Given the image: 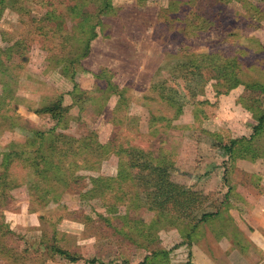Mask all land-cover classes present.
<instances>
[{"label": "rangeland", "instance_id": "374dc122", "mask_svg": "<svg viewBox=\"0 0 264 264\" xmlns=\"http://www.w3.org/2000/svg\"><path fill=\"white\" fill-rule=\"evenodd\" d=\"M108 1L0 0L2 182L22 156L0 264H73L55 246L74 264H248L245 238L260 261L264 167L224 146L264 116V0ZM58 99L59 126L36 114ZM147 165L196 194L190 212L152 210Z\"/></svg>", "mask_w": 264, "mask_h": 264}, {"label": "trees", "instance_id": "16d2710c", "mask_svg": "<svg viewBox=\"0 0 264 264\" xmlns=\"http://www.w3.org/2000/svg\"><path fill=\"white\" fill-rule=\"evenodd\" d=\"M103 1H105L104 7H106L107 9L110 6H112L110 1L108 2H106L107 0H103ZM102 13L105 15L108 14L106 12H102ZM88 53L89 51L87 50V53L84 55V57H86ZM74 84L77 85L78 82L74 81ZM240 84H236L234 86L237 87ZM36 114L50 115V117L53 120L58 121L57 126H59L61 123V120L65 118L66 116V110H64L63 108L62 99H58L46 105L45 107H43ZM41 135H44V133ZM263 136H264V116L261 117L259 124L254 126V133L252 134V137L250 139L243 138L240 140H232L230 144L224 146V149L231 156L232 160H234V158L238 159V156H240L241 158H244L243 160H247V161L250 160V162L253 161L255 163L256 161L259 160L260 163L258 165L261 167H264V145L260 146L259 144ZM52 140L54 143H57L58 141H61V140H68V138L65 135H63V136L54 137V139L52 138ZM8 156H9V159H7L6 163H3V166L5 167L4 172H5V177L7 178V181L2 182V180H0V191H2L1 193L3 195L6 194L8 191L10 192L13 188L9 186L11 185L10 183L12 182V180H9V178L11 177L10 168L13 164V160L15 161L18 159L20 161L22 157L21 154L18 152H12ZM39 156H44V153ZM41 158L43 159V157ZM42 164H45V163H41V162L37 163L36 172L46 175L49 170L47 169L46 164H45V168L43 169ZM40 166H42L41 169L39 168ZM145 168L148 169V175H151L153 173L155 174V177H152L150 179H148L147 177L148 182L146 183V187H145L147 191V198L152 204V210L166 211L168 209H173L175 212L180 213L181 215L183 214L186 215L187 212H190L189 207H193L192 203L196 201V194L194 192H190L189 190L188 191L184 190L179 185H176L173 182H171L168 179L169 174L166 172L165 167L149 168L147 165ZM5 177H3V179ZM145 178L146 177L144 176V179ZM262 178H264V176ZM262 178L258 179L257 181L261 180ZM59 182H63V181L60 180ZM106 184H107V181H104V186H106ZM109 185L111 186L110 183ZM99 186H101L100 182H99ZM29 189L31 191L33 190L38 191V187L36 185H30ZM102 194L104 198L107 196L105 192H102ZM118 194H122V193H118ZM114 197H115L116 203L123 202L125 199L123 194L116 195ZM47 200H48L47 203L51 202L52 196L45 197V198H41V197L39 198L38 196H35V202L43 203V202H46ZM0 230H3L1 223H0ZM189 238L191 239L192 237H189ZM54 248H55L54 251L56 253L64 256L65 259H67L69 262L73 264L81 260L79 257L72 255L70 252L66 250L60 249L59 247H56V246Z\"/></svg>", "mask_w": 264, "mask_h": 264}, {"label": "crops", "instance_id": "0c3cea01", "mask_svg": "<svg viewBox=\"0 0 264 264\" xmlns=\"http://www.w3.org/2000/svg\"><path fill=\"white\" fill-rule=\"evenodd\" d=\"M238 241L239 242H237L236 248L232 252L233 258H234V256H236V259L239 256H243L248 261V264H264V258H262L260 261L257 260L258 255L255 258L254 251L258 252L257 251L258 249L256 250V248H251V246L253 245L252 241H250L249 239H246V238L240 239ZM263 256H264V254H263Z\"/></svg>", "mask_w": 264, "mask_h": 264}]
</instances>
